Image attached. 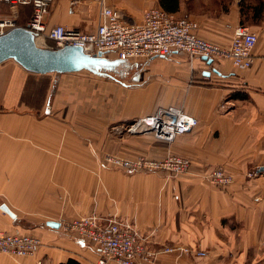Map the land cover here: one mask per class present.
Returning a JSON list of instances; mask_svg holds the SVG:
<instances>
[{
	"label": "crops",
	"instance_id": "0c3cea01",
	"mask_svg": "<svg viewBox=\"0 0 264 264\" xmlns=\"http://www.w3.org/2000/svg\"><path fill=\"white\" fill-rule=\"evenodd\" d=\"M104 4L132 24L141 23L147 9H163L159 0ZM261 4L264 0H178L170 13L200 22L197 34L224 48L230 47L237 26L250 27L258 42L249 70L240 71L230 61L212 68L182 53L145 61L155 73L144 88L159 83L174 92L146 115L175 107L195 117L199 126L173 144L143 139L144 151L120 153L131 159L161 160L168 155L189 159L190 172L176 178L112 169L96 162L88 151L69 150L72 144L98 153L106 146L107 123L98 121L95 133L87 134L86 119L73 121L74 127L59 118L75 112L85 115L83 73L108 89L123 88L126 85L119 86L110 76L128 62L106 75L88 71L38 75L13 60L0 64V231L41 241L34 256L0 254V264H98L96 247L60 226L61 221L91 215L135 227L158 252L165 247L190 251L160 253L155 264H264V14L255 15ZM101 7L99 0H82L76 6L57 0L46 22L51 28L61 25L92 33L100 23ZM31 14L30 6L11 8L0 2V18L15 19L19 27H26ZM36 41L40 47L51 44L44 38ZM105 58L118 60L112 54ZM146 115L112 124L128 125ZM67 131L72 138L63 136ZM111 145L110 141L109 149ZM216 167L233 177L231 186L221 189L205 179ZM253 172L256 176L250 178Z\"/></svg>",
	"mask_w": 264,
	"mask_h": 264
},
{
	"label": "built area",
	"instance_id": "2783aa9c",
	"mask_svg": "<svg viewBox=\"0 0 264 264\" xmlns=\"http://www.w3.org/2000/svg\"><path fill=\"white\" fill-rule=\"evenodd\" d=\"M70 1L72 6H76L82 0ZM99 1L102 4L100 23L94 32L84 33L61 25L48 26L46 19L57 0H0L11 8H32L31 18L23 28L35 33L36 40L44 38L49 41L52 47L47 48L79 47L89 54H112L118 60L132 63L182 53L191 60L202 61L206 57L215 64L230 61L240 71L249 70L253 65L258 35L246 25L235 28L230 47L224 48L201 38L197 34L201 24L196 20L178 19L161 8L153 7L143 13L141 23L132 24L124 20L120 11L106 6L104 0ZM18 27L15 19L0 18V37ZM198 126L199 121L195 117L179 108L169 107L136 119L126 130L129 134L150 133L158 141L170 145ZM105 162L111 168L128 173H166L169 178L188 174L192 166L189 159L177 155H168L161 160L107 155ZM254 176V172L249 173L250 178ZM205 179L221 189L234 182L222 167L212 169ZM60 226L66 234L76 235L93 244L99 253L98 264H155L160 253L190 252L189 249L173 247H165L158 252L148 245V239L135 227L114 220L102 221L96 215L64 220ZM40 245L41 241L32 235L0 231V254L14 258L32 257Z\"/></svg>",
	"mask_w": 264,
	"mask_h": 264
},
{
	"label": "rangeland",
	"instance_id": "374dc122",
	"mask_svg": "<svg viewBox=\"0 0 264 264\" xmlns=\"http://www.w3.org/2000/svg\"><path fill=\"white\" fill-rule=\"evenodd\" d=\"M128 63L129 64L118 74H111L110 76L111 78L115 79V81H112L116 82L119 86L120 84H124L127 88L112 87L108 89L106 85L102 84L99 81H96V77L88 73H83V75L85 76L84 82L86 83V106L82 110H85V115L77 116V113L75 112L69 113L68 116L65 115V117L59 116V118L63 119L64 122H69L74 127H77V125L74 124L73 121L77 123L83 118L86 119L85 129L87 134L95 133L94 128L96 127V123L98 121L107 123V139L103 141V143L107 147H103L101 152L94 153L95 149L93 148L87 147V149L84 150L81 147L75 148L74 145L70 144V151H88L89 156L91 155V157L96 162H98L99 160V162L104 165V163L106 164L105 157L107 155L127 158L124 157V154H121L120 151H144L147 148L146 141H149V143L158 141L150 133L129 134L126 129L130 124H112L121 119L124 120L131 117L135 118L138 116L146 115L148 113H152L155 110L154 108H156L157 105L161 104L159 103V101L163 99V101L165 102V96H167V94H174L173 90L167 92L165 87L161 86L162 84L159 83H152L150 87L144 88L146 85L143 86L142 84L150 76H152L153 73H155L154 68H149V62ZM68 110H77V108H68ZM140 112H142L143 115H139ZM79 128L81 129L82 127L80 126ZM63 136L67 137V139L73 137V135L69 131L64 132ZM143 139H146V141L144 142ZM110 141L113 142V145H111V149H109L108 147Z\"/></svg>",
	"mask_w": 264,
	"mask_h": 264
},
{
	"label": "water",
	"instance_id": "95a60500",
	"mask_svg": "<svg viewBox=\"0 0 264 264\" xmlns=\"http://www.w3.org/2000/svg\"><path fill=\"white\" fill-rule=\"evenodd\" d=\"M36 38L35 33L23 27L14 28L1 36L0 64L13 60L25 71L38 75L71 74L83 71L95 75H106L107 72L117 70L127 64L126 61L109 60L103 53L89 54L79 47L67 46L62 49L40 47ZM202 62L212 68L216 66L206 57L202 58ZM207 74L209 76L211 73ZM3 210L12 217L14 216L7 207L4 206ZM50 226L59 227L54 223Z\"/></svg>",
	"mask_w": 264,
	"mask_h": 264
},
{
	"label": "trees",
	"instance_id": "16d2710c",
	"mask_svg": "<svg viewBox=\"0 0 264 264\" xmlns=\"http://www.w3.org/2000/svg\"><path fill=\"white\" fill-rule=\"evenodd\" d=\"M159 2L163 10H165L167 13L170 14L174 12L178 0H159ZM262 14H264V4H261L259 7L255 9L256 16L260 17L262 16ZM49 47H52V44H50ZM237 96L238 95H235V98H238Z\"/></svg>",
	"mask_w": 264,
	"mask_h": 264
}]
</instances>
